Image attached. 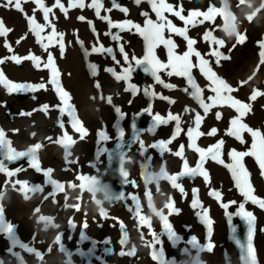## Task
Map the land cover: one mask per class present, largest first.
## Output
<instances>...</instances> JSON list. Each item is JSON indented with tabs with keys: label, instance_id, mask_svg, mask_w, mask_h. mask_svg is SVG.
Segmentation results:
<instances>
[{
	"label": "rangeland",
	"instance_id": "1",
	"mask_svg": "<svg viewBox=\"0 0 264 264\" xmlns=\"http://www.w3.org/2000/svg\"><path fill=\"white\" fill-rule=\"evenodd\" d=\"M45 1H46V5H48L49 7L53 6L55 3V0H52L54 2H52L51 0H45ZM218 1L220 2L218 3ZM218 1L211 0V3H214L215 6L222 7L221 4L222 0H218ZM259 1L262 2V0ZM3 2L4 0H0V3ZM61 2L65 5L66 8L68 7L69 0H61ZM90 2L91 0H85L86 5ZM118 2L123 7H127V8L129 7L127 16H125V14L119 11L118 9H113L109 13H106L105 11L102 10L101 16L107 15L111 18L113 22H121L126 19L132 20L134 23L139 22V24L142 27L144 25L143 20H145V17L139 15V13L141 14L142 11L148 12L149 16L153 21L157 19L155 13L152 12L151 7L146 2V0H144V2H142L138 7L133 0H118ZM166 2L167 3L171 2L169 4H172L173 6L184 5L183 10H186V12L185 11L183 12L184 15L186 14L185 17H187L189 14V10H198V9L201 11L206 10L209 6L210 0H206L205 2H192L191 0L188 1L166 0ZM251 2H252L251 5L252 4L254 5L255 1L253 2V0H251ZM260 2L254 9H252V7H247L248 9L250 8L251 10H248L245 14L241 13L242 18L244 15H247L251 13L252 10L254 11L256 8H258V6L261 5ZM102 3L104 5V8H112L111 0H102ZM228 4L234 6L233 8L231 5L229 6L230 12L234 13L235 11L236 15L238 14L240 15L241 7H237V0H228ZM247 4H249V0L247 1ZM198 5L200 6V8L198 7ZM22 6L25 9L24 11L29 16L33 14V9L36 8V5L32 3V0H28V2L23 3ZM0 10L2 16V17L0 16L1 17L0 19L3 18L2 20L6 22V23L3 22L4 26L10 30L6 36H0V41L2 39L1 41L2 46L0 47V53H1L0 60H4L3 63H0V70L3 71L4 75L9 80L15 83L39 84L41 82H44L45 84H47V81L50 76L49 69H45L43 67L38 69L34 66L31 60H23L20 64H17L13 60L7 59L12 55H18L20 57H24L29 55V53H32L37 56L42 55L40 57L46 60L47 53L46 52H42L40 54L37 53L41 49V47L36 42V37L29 30L30 26L28 20L25 18L23 13H21L20 11L14 8L0 7ZM57 11L61 14V17L64 20L73 18V20H75V22L83 30V33H78L73 26L71 32L72 35L70 37L72 39V43L69 45L68 49L74 48L76 50L77 55L82 60L81 61L82 70L86 78L91 80L90 85L94 92L92 93L93 95L90 94L88 98L91 99L92 101H97L98 105L95 106L94 102L89 101L85 97L86 96L85 93L82 92L83 86L81 85V83L75 80L74 85L76 87L75 88L76 92L79 94V100L80 98H83L80 101L85 100L86 102H88L87 104L93 110L96 107L99 108V112L97 115H99V113H101L103 110L107 113H110V117H111L110 121L107 122V124L105 123V126L102 127L100 125L95 126L97 128L94 127L95 132L94 131L92 132V137L95 138L96 136H98V132L100 130H104L106 131V133L109 135L110 138L115 137L118 138V140L116 141H122L119 136V130L116 126L119 117L115 112L114 107L112 105H109L105 99L100 98L101 95L104 97L112 96L113 105L119 106L121 108L122 113L125 114L124 119L120 121V128L124 130L125 134L123 140L125 141L126 139L128 144V145L126 144L125 147V151H126L125 155L128 154L129 151L132 153V155H128L129 160L127 159L124 162L125 164L124 166L126 165L128 166L124 168L125 170L127 169V171L128 170L132 171V172H128L129 173L128 180L135 181V185H133L132 183L126 184L125 190L127 191V194H129V196H127L126 194V198L124 200L106 199L103 196V194L100 193L99 191L92 193L86 187L85 188L79 187V185L82 183L80 180L77 179L79 175L67 179L66 177H61L58 174H56L55 171L56 172L59 171L62 174H67L71 168L68 167L71 161V156L68 157V159L66 160L64 147L61 144L57 143L56 141L60 137H62L66 129L72 131L71 133H68V135L71 136L72 134H74L75 136H80L79 135L80 133L75 132V130L71 127V124L69 123V117L67 115H64V117L66 118L65 120H67V126H64L63 129L60 126H58L59 127L58 132L53 131L49 126L48 134L46 133L43 136H40L41 140H45L50 137L51 140H53L54 146L56 147V152L51 156L50 167L43 169V160H42L43 149L42 150L40 149L41 151L40 150L38 151V160L42 169V171L40 172H37L34 168L29 166V162L27 158H22L12 162L5 161L9 170H15L16 168H22L23 170L17 173L16 176L11 178L7 177L6 174L4 173H0V178L2 179V182L4 181L3 187L5 189L4 192L0 191V205H2L4 208L5 221L15 226L16 224L13 222L12 218L8 215L7 212V208L11 200L10 196L14 194L18 196L24 203H33L31 212L28 213V216L25 219L26 221H24V223L25 225H27V227H29V223L30 221H32V227L37 228L42 232L44 231L47 232L48 228L54 226V222L51 223V225L46 226L44 222L40 221L38 215L42 211V206H43L42 202H46V203L49 202L53 207L57 206L55 205V202L59 203L65 201L68 204V201L71 198L70 192L73 191V189H77V192L82 195V203H81L82 207L80 209L81 212L79 210V207L78 208L76 207L77 204L75 205L74 203L71 206L68 204V209L77 210L79 211V214L77 217H68L67 222L69 225L75 224V226L76 225L80 226L78 232V240H77L79 244L77 242L75 245L73 243H68V241H66L65 239L64 232L67 231L68 234L70 235L71 231L73 230V227L71 230L69 229V227H67L64 230L63 235H59L61 237L59 243H57L55 237L48 247L43 248V246L40 243L38 242L36 243V241H33L32 238L29 237H28L29 239L27 238V235H29L28 232L30 231L29 229H26L27 231H25L24 230L25 228H23V235H21L19 232L17 233L18 229L15 226L14 229L17 238L22 243L24 242V244H27L29 245V247H33L38 252H40L43 259L37 257L35 253H30L26 251L24 248H21L19 246L18 247L13 246L14 248H11L12 244H10L11 243L10 239L7 237L6 234L0 233V240L3 241L5 240L3 243V245L4 244L5 245L3 246L2 252L0 253V261H3V264H53L54 261L56 262V264H159V261L154 260L152 257L153 249L149 244V242L152 240L151 233L154 231L161 237V243L156 245V249L157 250L161 248L163 249L164 258L166 261H168V264H184V263L197 264V257H200L201 255L203 260L206 261L207 264H244V259H243L244 251L241 249L240 245L237 244L236 240H240L241 243H246L247 225L245 221L242 220L239 216L233 215L232 221L230 223L228 216L226 214V210L221 207L220 202H218L215 198L209 195L210 190L216 189L222 193L223 202L227 203L229 201H236L237 203L232 204L229 207V209H227V212L235 213L238 210V204L243 203L244 198L235 188L234 181L232 179L231 173L228 168H226L222 164L217 163L216 161L208 159L204 164V168L209 173L210 184L206 185L203 177L201 176H197L195 178H189L186 176L182 178L178 182L182 184V186L185 189V192L187 193V196L185 197L179 192L178 189L172 188L170 181L166 179H161L158 184L153 183L151 185H146L144 183V170L142 167V165H145L150 161V168L148 170L152 173L159 174L161 168H164L169 175L178 174L183 170V159L173 155L172 153L178 151L180 145L184 146V158L187 159L189 167L196 166L197 162L199 161V153H197L195 150H193L190 147V139L186 135L188 128L192 126V117L194 116V113L184 114L185 106L196 109V111L200 112L201 116L204 117L199 131L205 133V135L200 136L197 139L196 141L197 145L201 148L207 149L208 147L216 144L219 140L223 139L224 144L222 146L221 158L225 161V164L230 163L231 161L228 153L232 149H235L237 151L249 150L253 140L252 136L248 132L242 133L243 138L245 140L244 144H241L240 141L237 140L235 137L225 135L226 130L229 128L230 120L238 115L235 109L227 105L217 106L212 108L210 112L205 116L203 110L199 107L196 101L192 99L186 92L182 91L183 88L187 87L186 79L184 77H179L176 75L168 76L166 75L167 73L165 71H161L160 73L161 78L166 83L176 85V88L166 89L160 84H155L153 78L150 75L144 73L141 69H137V71L132 74L131 83L137 85L140 88H143L144 86L147 85H154V91L156 93L162 94L163 96L176 100L174 104H168L166 100H162L159 98L150 101V98L145 96L143 94V91H141L133 98L131 92L124 91V88L126 86L124 81H117L110 73L105 71L106 67H115L116 72L118 74L121 72L120 65H116L110 56H108L107 54H99V53H92L88 56H85L84 54V48H87L90 52L91 46L97 42V35L91 30V26L88 23L89 20L93 22L96 29V33L99 34V42L102 43L105 47H113L114 50L117 48L116 42L112 41L109 36L105 35V33L109 31L108 23L104 20L97 18L94 9L88 8L87 6L83 9L70 8L67 13V17H65V14L61 12L59 8H54L55 14L57 13ZM260 13L261 11L257 14L258 17L256 16L254 18V20L256 19L255 21L254 20H252L251 22L248 21L247 19H245L246 16H244L243 18V20L246 22V23L244 22V24H249V25L252 24L255 27V31H254L255 33L257 32V29L260 24L258 23L261 20V19L259 20ZM81 15H83L86 18L84 21H80L77 19ZM165 15L177 27H179V25L181 28L185 27L184 22L179 20L178 17H175L171 13H166ZM239 15L236 16L237 19L239 18ZM35 16L38 23L41 24L45 23L43 19L42 11H36ZM49 18L52 19V16ZM219 18L221 17L216 18L217 21L215 20L214 24L205 22V24H200V25L198 24L196 27L194 28L192 27L193 29H191V26H189L191 32L190 30H188L187 35L190 36V38L196 40V44L194 48L196 49V51H199L201 55L205 57V59L209 60L210 66L212 67L213 71H215L219 77L223 78L230 86L236 89V91L232 92L231 95L235 99H239L241 102L249 103L251 105L250 111L247 112V114L242 118V122L247 124L248 127L252 128L253 130H260L262 133H264V95L258 96L255 101L249 100V97L254 91L264 92V61H262V58L260 56V52L262 51V49L259 45L260 42L264 41V28L263 31L261 32V36L259 37L260 40L257 39L254 41L253 39L249 40L248 45L244 46L241 52L237 51V54H241L240 56H232L230 57V59L221 60L220 63L222 64L217 65L216 63H213V60L215 62L214 59L215 57L213 56L210 57L209 55H206L207 52L210 51V46L209 43L204 41L202 37L205 31L215 29L213 31L214 33L213 35L217 39H223L225 42V46L228 44L230 38L228 37L226 32L220 30L222 29L221 26L223 22L222 19ZM8 19L10 20L8 21ZM257 19L258 22L256 23ZM238 27L239 25L237 23V30ZM49 31L50 29H46L44 35H47ZM116 31L117 29H112V32H116ZM165 31H166L164 33L165 37L167 38L170 35H172L171 38L173 37V40L176 43V45L178 44L175 50L177 54H183L185 51H187L186 49L187 42L184 40L183 37H180L176 34H169L167 33L168 32L167 30ZM15 34H18L20 40L21 39L23 41L28 40V44L33 48V50H31L29 47L25 49H20L19 43H17L18 38L16 40L13 39ZM168 34L169 36H167ZM120 35L123 37L122 42H126L125 51L128 52L130 58L133 53L137 58H141L144 55V51H145L144 41L142 37L140 39V35L138 33L125 31L120 33ZM135 35L137 36L135 37ZM191 35L194 36L192 37ZM221 35L222 37H220ZM232 38L234 39V41H237L235 36ZM78 40L83 41L84 48H81ZM5 42L6 43L9 42L7 44L11 46L13 50L12 52H9L8 48L4 46L6 44ZM67 47L68 44L65 42V52L63 57H61L59 49L56 51L55 54L53 52L52 54L53 56H55L54 58L57 69L60 66L59 67L60 70L58 69V71L60 72V77H59L60 83L64 88V90L67 91L71 97L72 96L71 90L69 86L65 84L66 83V79L64 77L65 69L62 67V64H64L66 61L64 60V56H66V51L68 50L66 49ZM212 47H216V46L213 45ZM163 48L164 47L161 45L155 50V52L157 58L160 59L162 62L166 63L168 58L166 57L167 55H164V53L166 51L165 54H167V50ZM219 50L222 52L223 47ZM223 53H225L224 50ZM116 57L118 60H120L121 65H123L124 61L118 50L116 51ZM165 57L166 59H164ZM191 60L194 65L198 62L197 58L194 55L191 57ZM89 63H95L97 65L98 74L96 76L91 75V71L88 67ZM224 69L226 73L224 72ZM192 75L195 78L197 84L204 89L203 95L204 98L207 100L208 96L213 95L207 88L209 81L203 76V74L200 72L198 67H194L192 69ZM245 81L246 83H243ZM97 82H99V84L101 85L100 89H97L95 86ZM1 89L4 95L3 100L5 101L6 104L5 109L7 111V116L4 115L5 117L4 121L5 120L6 122L8 121L10 126L6 133V138L11 142L12 140H18V138L21 136V134L19 133L21 129L27 130V134L31 132L32 127H35L37 125L36 124L37 122L33 120V118L36 117L37 115L47 117V113L49 109H51L55 114L54 116H52L53 118H55L53 119V121L59 119L55 116H61L59 109L55 107L56 105L61 104V101L59 100V97L55 92L54 88L50 84L47 85V90L40 89L35 92L9 93L4 86ZM71 100H70L71 105L76 109L75 110L76 116L79 117L80 115L78 112L79 108ZM129 101H131V103H129ZM89 103H91L92 105H90ZM149 103H151L152 105L153 114L159 113L161 116L166 117L169 110L172 109L171 112L173 114H180L182 116V121H181L182 131L180 135L176 137V139L172 140V143L168 145L169 151H166L163 154H161L158 149L149 147V145L159 140H165V141L169 140L173 136L175 130V122L172 121L168 123L167 126L160 125L156 129L154 134L148 132L147 129L151 125V117L148 116L147 113H145L143 115H140L142 116V118H139L140 116H138L134 119V115L140 113L141 110L147 108L149 106ZM44 105L49 106L47 112L42 110ZM131 105H133V109L131 111L127 110ZM56 112L59 114H57ZM217 112H220L222 116V118L219 120L216 119ZM21 113L24 114L21 115ZM28 113H31V115H28ZM79 120L84 121L83 118L82 119L80 118ZM96 121H98V118L97 119L95 118L94 125L97 123ZM134 123H137V125L135 124V127H133ZM213 127L217 129L216 135L214 136L207 135V133ZM89 133H91V129L87 131L86 136L89 137L87 140L92 142ZM137 136L141 137L139 139L145 142L144 146L147 149L146 152L141 150L140 144L137 140ZM126 137H128V139ZM142 137H144L145 139ZM78 140L80 142L83 141V139H80V137L78 138ZM106 142L107 141H100L98 136V138L95 141V145H93L92 142L93 148L91 145L90 149H88V152L85 157V165H87L88 167H92L94 172L96 171L95 164H99L102 166L103 161L105 162V155H106L105 151L107 150V146L105 145ZM38 143H40L43 147V141H40ZM28 145L29 146L21 147L16 150L24 151L27 150L29 147L34 146L32 144L31 145L28 144ZM75 145L76 144L74 143L71 146L70 149L71 153ZM146 157L148 159H146ZM130 160H131V164L128 163V161ZM244 163L248 171L251 173V181L253 187L256 190L255 194L261 198H264V177L260 176V170L256 161L254 160L253 157L248 156L244 158ZM49 168L52 169V173H51L52 179L59 183L64 184L65 186L64 191L56 192L55 196L48 195V193L54 191L53 186L47 183L46 177L44 175V171H46ZM29 173L37 176V180H35L32 183H29V185L42 186L43 192H30L27 194L26 197L25 193L20 190L21 186L16 185L14 188L12 186V183L17 179L22 182L27 181L26 174ZM80 173L83 174V172ZM84 176H96V175L94 173L91 174L90 172H84ZM72 184H76L77 187L75 188L71 187ZM157 188L159 189V191H157ZM193 188L198 189V198L203 204L204 208L208 209L209 216L213 221L212 232L210 235L207 231V226L204 225L200 221L199 217L196 215V211L198 210L193 209L191 207V201L194 198L192 192ZM147 191H150L152 193L151 205H149L147 202V196H146ZM161 191L166 194V196L163 199L168 200V198L171 197L172 201H174L175 207L179 209V214L174 213L168 216L169 222L172 224L173 230L177 233V235L180 236V240L177 241L175 244L164 233L162 221L155 214V212L152 211L153 208H155L157 211H159L162 208L165 215H167L168 213V209L163 208L164 204L160 200ZM132 195H136L139 197L141 201V209H142L141 214L149 217L150 225H151L150 228L147 225H140L138 218L134 216V212L129 210L130 208L134 209V202L130 198ZM7 197L9 198V200ZM37 198H39V201L37 200ZM154 198H155V203H153ZM48 199H52V200L48 201ZM96 200H100L101 204L97 205ZM38 204H41L42 206H38ZM115 204L118 205L117 210L119 209L123 210L124 214L132 217L129 220L130 222L128 221L126 228H128L129 225L131 224L130 229L134 230L135 239L130 243L129 240H127L126 244L124 245L120 243V240L123 238L124 235L123 231L120 228V223L115 219L114 215H111V210L114 208ZM101 207H103V209L107 212V218L103 217L100 214V211L95 210ZM245 208L246 210L253 212V214L256 217V222H255L256 232L254 235L253 243L256 252L257 264H264V256L260 252L261 251L260 246L264 249V209H260L258 206L251 204L250 202L245 205ZM32 212H35L36 214ZM109 218H111L113 222H111ZM85 222L87 223V228H83V224ZM233 226L236 227L235 239H233V232H232ZM82 234L86 236L87 239L82 240L81 239ZM192 236L196 237L197 241L200 243L201 246L205 245L210 240L211 243L213 244L212 250L211 251L205 250L203 252H200L197 249L192 248L191 245L188 243V241L192 238ZM29 240L31 241L29 242ZM34 244L37 246H35ZM60 244H63L64 251H61ZM132 248H135L134 255L120 254L122 251L129 252L131 251ZM50 254H53L55 258H53L54 256L50 257ZM5 257L7 258L4 259Z\"/></svg>",
	"mask_w": 264,
	"mask_h": 264
},
{
	"label": "snow or ice",
	"instance_id": "2",
	"mask_svg": "<svg viewBox=\"0 0 264 264\" xmlns=\"http://www.w3.org/2000/svg\"><path fill=\"white\" fill-rule=\"evenodd\" d=\"M28 0H4L3 3H0V7L4 8H14L21 13L24 14L25 18L29 23V30L36 37V42L40 45L42 50L47 53V59L44 60L42 57L37 56L35 54L29 53V55L20 57L18 55H12L7 59L13 60L15 63L20 64L23 60H31L36 68H45L50 70V76L47 81V84L41 82L39 84L32 83H15L9 80L0 70V85H3L9 93L13 92H35L40 89L47 90V85L50 84L54 88L57 93L61 104L56 105L60 111L61 117L67 115L69 117V123L71 127L75 130V132L80 133V139H84L87 135V130L83 127V124L76 116L75 108L70 104L71 97L67 91L64 90L60 83V72L58 71L55 58L51 51H49L50 47H59L60 55L63 57L65 52V43H64V33L58 32L55 26L54 18L55 12L54 8H59L61 12L65 14L67 17V13L70 8H80L83 9L86 6L88 8L94 9L95 15L97 18L104 20L108 23L109 31L105 33V35L109 36L112 41L116 42L117 48L114 50L113 47H105L102 43L99 42V34L96 33L95 26L91 20L88 21L91 26V30L97 35V42L91 46V51L87 48H84L83 41H79L81 48H84L85 56H88L92 53L99 54H107L111 57V59L115 62L116 65H120L121 72L118 74L116 72L115 67H106L105 71L110 73L117 81H124L126 86L124 88L125 92H131L133 98L143 91V94L150 98V101L156 98L166 100L169 104H174L175 100L163 96L162 94H158L154 91V85H147L143 88L138 87L137 85L131 83L132 74L137 71V69H141L144 73L150 75L155 84H160L166 89H174L176 85L166 83L161 78V71H165L168 76H179L184 77L186 79L187 87L183 88L182 91L186 92L192 99L196 101L199 107L203 110L205 116L210 112V110L217 106L227 105L233 109H235L237 116L233 117L229 122V128L226 130L225 135L235 137L240 141L241 144L245 143L242 133L248 132L253 140L249 150L247 151H237L232 149L228 155L230 158V163L225 164V161L221 158L222 154V146L224 144V140H219L216 144L208 147L207 149L201 148L197 145L196 141L200 136L205 135V133L199 131L202 120L204 117L201 116L200 112H197L196 109L189 108L185 106L184 114L194 113L192 117V126L188 128L186 135L190 139V147L199 153V161L197 162L195 167H189L187 159L184 158V146L180 145L178 151L172 153L173 155L180 157L183 159V170L176 175H169L164 168H161L159 174H155L150 172L148 169L150 168L149 163L142 165L144 170V183L146 185H151L153 183L158 184L161 179H166L170 181L172 188L178 189L179 192L183 196H187L184 187L178 181H180L184 177L195 178L197 176L203 177L206 185L210 184V176L208 171L204 168V164L208 159L216 161L219 164L224 165L229 169L232 179L234 181L235 188L239 191L240 195L244 198L243 203L238 204V210L235 213L227 212V209L232 204H236V201H229L227 203L223 202L222 193L216 189H212L209 191V195L215 198L222 208L226 210V214L228 216L229 222L231 223L233 215L239 216L242 220L245 221L247 225V240L246 243H241L240 240H236L237 244L240 245L241 249L244 251V264H257L256 252L254 248V235L256 232V217L253 212L246 210L245 205L249 202L258 206L260 209H264V198L259 197L255 194V188L253 187L251 181V173L248 171L247 167L244 163V158L251 156L256 161L259 170L260 176L264 177V133L260 130H253L248 127L247 124L242 122V118L250 111L251 105L249 103H243L239 99H235L231 93L236 91L232 86H230L223 78L219 77L215 71H213L210 66L209 60L205 59L204 56L201 55L199 51L194 49V45L196 44V40L190 38L187 33L189 30V26L196 27L198 24H204L205 22H209L214 24L216 17L219 16L222 18V30L228 34H231L233 30H235V37L238 44H242L246 40L245 34L240 33L237 30V17L233 15L229 11L228 0H222V7H217L214 4L209 3V6L206 10H190L187 17L183 15V7L173 6L166 2V0H146V2L150 5L152 12L155 13L157 19L153 21L149 16L148 12H141V15L145 17L143 27L139 23H134L132 20H124L121 22H113L111 18L107 15L101 16V11H105L106 13L111 12L113 9H118L123 12L125 16L128 14V8L123 7L119 4L118 0H111L112 8H104L102 0H91L87 5L85 4V0H69L68 7L61 2V0H55L53 6H46L45 0H32V3L36 5V8L33 9V14L29 16L22 6L23 3H27ZM144 0H134V3L139 6ZM247 0H237V7H241L246 5ZM248 7H252L251 4H247ZM264 8V2L261 3L260 7L256 8L254 11L246 15V19L248 21H252L253 18L257 15V13ZM36 11H42L43 19L45 21L44 24L38 23L36 20L35 13ZM165 13H171L172 15L179 18V20L183 21L185 27H177L175 24L168 19ZM50 14L53 19H50ZM80 21H84L86 18L81 15L77 18ZM46 29H50L47 35H44ZM112 29H117L116 32H112ZM167 30L170 34H176L180 37H183L187 42V51L183 54L176 53V47L174 40L171 38V35L166 38L164 33ZM213 30L206 31L203 35V40L209 43L210 51L206 54L209 56L215 57V63L217 65L220 64L221 60L230 59V55H225L219 49L224 47L225 42L223 39H217L213 35ZM10 30L4 26L3 20L0 19V36H6ZM135 32L138 33L144 41V55L141 58H137L133 53L131 58L129 57L128 52L125 51L126 42L123 41V37L120 35L122 32ZM19 43V40L17 41ZM163 46L167 50V62H162L157 58L155 50L159 46ZM215 45L216 47H212ZM5 47L8 48L9 52H12V48L7 43ZM235 47V46H233ZM260 47L262 51L260 52V56L262 61H264V41L260 42ZM119 51L124 64L121 65L120 60L116 57V51ZM195 56L197 58V63L194 65L191 57ZM4 60H0V63H3ZM91 75L96 76L98 74V68L95 63H89L88 65ZM194 67H198L203 76L209 81L207 85L208 90L213 94L207 97V100L204 98V89L201 88L195 78L192 75V69ZM243 83H246L243 82ZM96 88L100 89L101 85L99 82L96 83ZM264 95V92L254 91L249 97L250 101H255L258 96ZM101 99H105L109 105L114 107L115 112L117 113L119 119L117 121V128L119 130V136L121 140L124 137V130L120 128V121L124 119L125 114L122 113L121 108L119 106L113 105L112 96L104 97L101 95ZM131 103V101H129ZM49 106L44 105L42 110L45 112L48 111ZM147 113L148 116L151 117V125L147 129L150 133H155L156 129L160 125H167L168 123L174 121L175 122V130L173 136L165 141L159 140L149 147L158 149L161 154L166 151H169L168 145L172 143V140L176 139L182 131L181 121L182 116L180 114H173L171 110H169L166 117L161 116L159 113L153 114L152 105L149 103V106L140 113L134 115V119L140 115ZM24 113H21L23 115ZM31 115V113H28ZM221 113H216V119H221ZM59 126L63 129L64 122L61 119L59 122ZM135 127V123L133 124ZM217 133L216 128H212L207 135L214 136ZM33 135H35L33 133ZM98 136L100 141H108L110 139L109 135L104 130H100L98 132ZM51 140V138H48ZM137 140L140 144L141 150L144 152L147 149L144 146V142L139 139L137 136ZM57 143L61 144L65 149V159L72 155L70 149L71 146L76 142L73 138L68 135L65 131L57 141ZM42 145L40 143L35 144L34 146L29 147L24 151H17L12 147L11 141L6 138V133L3 129H0V173L6 174L7 177L11 178L16 176L17 173L22 171V168H16L15 170H9L5 161H16L22 158H27L29 162V166L34 168L37 172L42 171L39 160H38V151L41 149ZM146 159H148L146 157ZM120 175L124 179V183H132L135 185V181H129L128 176L129 173L123 167V158L121 162V167L119 169ZM52 169H47L44 171V175L46 177L47 183L51 184L54 188L53 192L48 193L49 196H55L56 192L64 191V184L59 183L52 179L51 177ZM82 183L79 185L81 188H87L90 192L95 193L100 190L99 185L100 181L95 176H84L79 175L77 177ZM16 185H20V190L23 191L27 197V194L30 192H43V187L39 185H29L27 181L15 180L12 183V186L15 188ZM71 187H77L76 184H72ZM157 191L159 189L157 188ZM193 200L191 201V207L193 209H197L196 215L199 217L200 221L207 226V231L209 235L212 232V224L213 221L209 216L208 209L204 208L203 204L198 198V189L193 188ZM147 202L149 205L152 203V193L150 191L146 192ZM47 198V197H46ZM107 199H116V200H124L125 194L121 193L119 196L112 197L107 194ZM131 200L134 202V209H129L134 212V216L138 218L140 225H147L149 228L150 220L146 215L141 214V201L138 196L132 195ZM97 205L101 204L100 200H96ZM79 207L78 205L76 206ZM163 208L168 209L167 215H165L163 209L161 211H156L155 208L152 209L153 212L160 218L163 224L164 233L167 237L175 244L180 240V236L173 230L172 224L169 222L168 216L172 214H179V209L175 207L174 201H172L171 197L168 198L167 203L164 204ZM38 211V209H37ZM100 214L107 218V212L100 208ZM40 221L44 222L46 226L51 225V218L40 216ZM71 223V221H70ZM58 227V225H56ZM75 227V224L72 225ZM83 228H87V223L83 224ZM120 228L123 231V238L120 240L122 245L126 244L128 240L127 231L124 228L123 223L120 224ZM233 239H235L236 227H232ZM0 233H4L10 239L12 246H19L24 248L26 251L30 253H35L37 257L43 259L40 252H38L35 248L29 247L27 244L22 243L16 236L14 226L11 223H8L4 219V208L0 205ZM152 240L149 242L152 247V257L154 260L159 261V264H168V261L164 258L163 249H156V245L161 243V237L156 232H152ZM81 239H87L86 236L82 234ZM61 237L58 235L56 237L57 243H59ZM192 248L197 249L200 252L205 250L211 251L213 248V244L209 240L208 243L201 246L197 241L195 236L188 241ZM61 251H64L63 244H60ZM187 250V249H186ZM121 255H134L135 248H132L129 252L122 251ZM0 264H3V261H0ZM197 264H199V258L197 257Z\"/></svg>",
	"mask_w": 264,
	"mask_h": 264
},
{
	"label": "bare ground",
	"instance_id": "3",
	"mask_svg": "<svg viewBox=\"0 0 264 264\" xmlns=\"http://www.w3.org/2000/svg\"><path fill=\"white\" fill-rule=\"evenodd\" d=\"M52 1V0H51ZM134 1V0H133ZM188 1V0H187ZM192 2H205L206 0H191ZM216 1V0H215ZM218 1V0H217ZM248 1V0H247ZM255 1V2H254ZM54 2V1H52ZM121 2V1H120ZM174 2V1H173ZM172 2V3H173ZM186 2V1H185ZM208 2V1H207ZM220 1H218L219 3ZM235 2V1H234ZM254 2V5L252 4V9H254L258 4H259V0H253ZM262 2H264V0H262ZM260 2V3H262ZM171 3V2H169ZM179 3V1H178ZM210 3V2H209ZM231 3V2H230ZM236 3V2H235ZM252 3V2H251ZM45 4H46V1H45ZM48 4V3H47ZM214 4V3H212ZM222 4V3H221ZM233 4V3H232ZM50 5V3H49ZM53 5V4H52ZM183 5V4H182ZM188 5V4H187ZM231 4H229L230 6ZM48 6V5H46ZM128 6V5H127ZM184 6V5H183ZM182 6V7H183ZM195 6V5H194ZM232 6V5H231ZM260 6V5H259ZM258 6V7H259ZM138 7V6H137ZM198 7L200 8V6L198 5ZM218 7V6H217ZM234 6H232L233 8ZM247 2H246V5L244 6H241V11H240V15H239V18L237 19V23L239 25L238 27V31L242 34H245L246 36V40L244 43L242 44H238L237 41H234V39L231 37L230 40L228 41V44L223 47V50H224V54L225 55H230V57L232 56H240L241 54H237V51H242L243 47L244 46H247L248 43H249V40H260L259 37L261 36V32L263 31V28H264V8H261V13H260V16H259V22H258V19L256 21V23H260L259 24V27L257 29V32L255 33V27L252 25V24H244V15L243 18H242V14H245L248 10H251L250 8L248 9L247 8ZM129 8V7H128ZM196 8V7H195ZM237 8V7H236ZM25 10V9H24ZM199 10V9H198ZM235 10V9H234ZM142 11V10H141ZM140 11V12H141ZM186 12V10H184ZM190 11V10H189ZM230 11V10H229ZM233 11V10H232ZM253 11V10H252ZM259 11V12H260ZM188 12V10H187ZM258 12V13H259ZM232 13V12H231ZM237 13H238V10H237ZM242 13V14H241ZM257 13V14H258ZM149 14V13H148ZM166 14V13H165ZM188 14V13H187ZM232 14H235V11L234 13ZM139 15H141L139 13ZM169 15V14H168ZM183 15H184V12H183ZM186 15V14H185ZM236 15V16H238ZM0 16H1V10H0ZM124 16V14H123ZM135 16V15H134ZM257 16V15H256ZM255 16V17H256ZM2 17V16H1ZM0 17V18H1ZM51 17V16H50ZM174 17V16H173ZM176 17V16H175ZM219 17V16H217ZM216 17V18H217ZM254 17V18H255ZM258 17V16H257ZM8 18V17H7ZM140 18V17H139ZM253 18V20H254ZM3 19V18H2ZM53 19V17H52ZM177 19V18H176ZM219 19H222V18H219ZM246 19V18H245ZM10 19H8L9 21ZM256 20V19H255ZM254 20V21H255ZM144 21V20H143ZM217 21V20H216ZM4 22V21H3ZM55 23V26L57 28V31L58 32H63L64 33V43L66 42L68 44V47L66 49L69 48V45L72 43V39L70 38L71 37V32H72V29H73V26L74 28L76 29V31L78 33H83V30L82 28L75 22V20H73V18H70L68 20H64L62 17H61V14L57 11V13L55 14V18H54V21ZM243 22V23H242ZM6 23V22H4ZM139 23V22H138ZM177 23V22H176ZM182 23V22H181ZM209 23V22H208ZM206 23V24H208ZM246 23V22H245ZM180 24V23H178ZM205 24V23H204ZM218 24V23H217ZM200 25V24H199ZM212 25V24H211ZM206 26V25H205ZM210 26V25H209ZM218 26V25H217ZM216 26V27H217ZM180 27V25H179ZM208 27V26H207ZM214 27V26H213ZM222 27V26H221ZM194 28V27H193ZM191 27V29H193ZM215 28V27H214ZM209 29V28H207ZM217 29V28H216ZM190 30V29H189ZM222 30V29H220ZM219 30V31H220ZM166 32V31H165ZM191 32V30H190ZM206 32V31H205ZM134 33V32H133ZM169 33V32H167ZM197 33V32H196ZM222 33V32H220ZM170 34V33H169ZM169 34L167 36H169ZM191 34V33H190ZM200 34V33H199ZM214 34V33H213ZM217 34V33H216ZM215 34V35H216ZM195 35V34H194ZM193 35V36H194ZM219 35V34H218ZM131 36V35H130ZM137 35H135L136 37ZM172 36V35H171ZM174 36V35H173ZM192 36V35H191ZM192 36V37H193ZM202 36V35H200ZM217 36V35H216ZM133 37V36H132ZM190 37V36H189ZM218 37V36H217ZM222 37V35L220 36ZM229 37V36H228ZM234 37V36H233ZM2 38V37H1ZM18 38L19 40V46H20V49H25V48H30L31 50H33V48L28 44V40H20L19 39V36L18 34H15L14 35V40H16ZM168 38V37H167ZM180 38V37H179ZM219 38V37H218ZM140 39H141V36H140ZM173 39V37H172ZM197 39V38H196ZM226 39V38H225ZM13 40V41H14ZM183 40V39H182ZM201 40V39H200ZM263 40V39H262ZM2 41V39H1ZM1 41H0V47L2 46L1 45ZM184 41V40H183ZM203 41V40H202ZM142 42V40H141ZM6 43V42H5ZM9 43V42H7ZM202 43V42H201ZM176 44V43H175ZM185 44V43H184ZM178 45V44H177ZM260 45V43H259ZM5 46V45H4ZM72 46V45H71ZM195 46V45H194ZM235 46V47H233ZM18 47V46H17ZM186 47V46H185ZM73 48V47H72ZM158 48V47H157ZM182 48V47H181ZM59 49L58 46L56 47H50L49 51L53 52L54 54L56 53V51ZM164 49V48H163ZM187 49V47H186ZM195 49V48H194ZM221 49V48H220ZM17 50V49H16ZM29 50V49H28ZM30 50V52H31ZM54 50V51H53ZM166 50V49H165ZM196 50V49H195ZM222 50V52H223ZM259 50V49H258ZM18 51V50H17ZM20 51V50H19ZM164 51V50H163ZM209 51V50H208ZM255 51V50H253ZM16 52V51H15ZM21 52V51H20ZM44 52L42 50V48L37 52V53H42ZM166 53V51H165ZM164 55H167L165 54ZM203 53V52H202ZM208 53V52H207ZM1 54V53H0ZM237 54V55H236ZM3 55V54H2ZM22 55V54H21ZM1 56V55H0ZM42 56V55H40ZM55 57V56H54ZM167 57V56H166ZM166 57L164 59H166ZM211 57V56H210ZM209 57V58H210ZM168 58V57H167ZM44 59V58H43ZM163 59V58H162ZM215 59V58H214ZM45 60V59H44ZM64 60L65 63L62 64V67L65 69L64 71V77L66 79V83L70 90H71V101H73V103L79 108V117L82 119H84V121L81 120V122L83 123V127L89 131L91 129V133H89L90 135V138L93 142V145H95V141L96 139L98 138V136H96L95 138L92 137V132L94 131L95 132V126L97 125H100L101 127L102 126H105V123L107 124V122L110 121L111 117H110V113H107L105 112L104 110L98 114L99 112V108H94V110L87 104L88 102H86L85 100H82L80 101L81 99L83 98H80L79 100V94L76 92L75 90V85H74V81L77 80L79 83H81V85L83 86L82 87V92L85 93V97L91 101V102H94L95 106L98 105V102L97 101H92L91 99L88 98V96L93 92L92 88H91V80L86 78L83 70H82V60L79 58V56L77 55L76 53V50L73 48V49H68L66 51V56H64ZM212 62V61H211ZM213 63L214 60H213ZM222 63H220L221 65ZM23 66V65H21ZM60 67V66H59ZM58 67V69L60 70V68ZM233 68V67H232ZM63 69V70H64ZM224 72L226 73L225 69H224ZM164 73V72H163ZM167 75V74H166ZM164 77V76H163ZM95 81V80H94ZM64 84V85H65ZM3 86H0V129H3L5 131V133H7L8 129H9V123L8 121L6 122V120L4 121V115L7 116V111H6V104H5V101L3 100L4 98V95H3V92H2V89ZM93 95V94H92ZM84 97V99H85ZM93 97V96H92ZM174 100V99H173ZM176 101V100H175ZM179 101V100H178ZM71 104V103H70ZM90 105H92L91 103H89ZM169 104V103H168ZM94 106V107H95ZM93 107V106H92ZM55 109V108H54ZM133 109V105H131L127 110H132ZM168 109V108H166ZM170 109V108H169ZM228 109V108H227ZM226 109V110H227ZM56 110V109H55ZM76 110V109H75ZM172 110V109H171ZM230 110V109H229ZM228 110V111H229ZM227 111V112H228ZM234 111V110H233ZM59 112V111H58ZM77 112V113H78ZM57 113V112H56ZM59 114V113H57ZM96 114V115H95ZM54 112L49 109L48 113H47V117L45 116H40V115H37L36 117L33 118L34 121H36L37 125L35 127H32V130L29 134H27V130L25 129H21V131L19 132L21 134V136L18 138V140H12L11 142V145L13 148L15 149H18V148H21V147H25V146H29L28 144H32V145H35L37 144L38 142L40 141H43V147L41 148V150L43 149V157H42V160H43V169L47 168V167H50V160H51V156L56 152V147L54 146V143H53V140H49V139H45V140H41L40 136H43L44 134H48V131H49V126L50 128L53 130V131H56L58 132V126H59V121L62 119L63 122H64V126H67V120H65L66 118L63 116H55L59 119L53 121V118L52 116H54ZM78 115V114H77ZM147 116V115H146ZM78 117V116H77ZM78 117V118H79ZM79 118V119H80ZM95 118L97 119L98 118V121H96L97 123L94 125V121H95ZM139 118H142V116H140ZM138 121V120H137ZM133 122H136V121H133ZM139 122V121H138ZM140 123V122H139ZM51 124V125H50ZM104 124V125H103ZM137 125V123H135ZM141 124V123H140ZM107 126V125H106ZM163 126V125H161ZM167 126V125H166ZM92 127V128H91ZM95 127V128H94ZM142 127V125H141ZM104 128V127H103ZM109 128V127H108ZM143 129V128H142ZM160 129V128H159ZM36 131V133H35ZM67 131V133H71L72 131L71 130H65ZM109 131V130H108ZM110 132V131H109ZM33 133L35 135H33ZM113 134V133H112ZM80 135V134H79ZM143 135V134H142ZM73 140H75V146L74 148L72 149V155H71V161L69 163V166L68 167H71L70 170L68 171L67 174H62L60 173L59 171H55L56 174H58L59 176L61 177H66L67 179L73 177V176H78L82 173L80 172H83L82 175H84V172H90L91 174H95L97 175L101 168L103 167V165H99V164H95V168H96V171L94 172L92 167H88L87 165H85V157H86V154L88 152V149H90L91 145H92V142L91 141H88L87 139L89 138L88 136H86L84 139H83V143L80 142L78 140V138L80 136H75L74 134L71 135ZM127 136V134H126ZM128 139V137H126ZM141 138V137H139ZM144 138V137H142ZM118 138H110L106 143L105 145L107 146V148L109 149L111 147V145L117 140ZM145 139V138H144ZM126 140V139H125ZM141 140V139H140ZM130 141V140H129ZM136 141V140H135ZM143 141V140H142ZM147 141V140H146ZM145 143V142H144ZM149 143V142H148ZM26 144V145H25ZM93 145H92V148H93ZM128 145V144H127ZM145 145V144H144ZM17 146V147H16ZM134 148V147H133ZM40 150V151H41ZM130 150V149H129ZM126 152V151H125ZM133 152V150H132ZM128 155H132V153L129 151L128 154H126L125 156V160L128 159ZM0 156H2V154H0ZM129 160V159H128ZM125 162V161H124ZM127 162V161H126ZM129 164H131V160L128 161ZM125 165V164H124ZM128 165L124 166L125 168L127 167ZM131 166V165H129ZM63 167V166H62ZM79 167V169H78ZM131 168V167H130ZM135 168V167H134ZM127 170V169H126ZM93 172V173H92ZM128 172H132L130 170H128ZM102 173V172H101ZM100 173V175H101ZM134 173V172H133ZM137 174V172H136ZM134 175V174H133ZM26 177H27V182L28 183H32L34 182L35 180H37V176L36 175H33L31 173L29 174H26ZM3 183L4 181L2 182V179L0 178V191H3L4 192V187H3ZM76 183H79V182H76ZM7 185V184H6ZM8 187V186H7ZM129 190H132V189H129ZM135 190V189H134ZM6 192V191H5ZM131 192V191H130ZM129 192V193H130ZM133 192V191H132ZM8 193V191H7ZM10 193V192H9ZM71 194V198L69 199L68 201V204L71 206L72 204L75 203V205L77 204L79 206V210L81 209L82 207V195L79 194L77 192V189H73V191L70 192ZM125 197H126V194H127V191L125 190ZM8 195V194H7ZM6 195V196H7ZM9 196V195H8ZM127 196H129V194H127ZM8 198V197H7ZM10 203L8 205V208H7V212H8V215L12 218L13 222L16 224V228L18 229L17 233L19 232L21 235H23V228H25L24 230L27 231L26 229H29L30 231L28 232L29 235H27V238H32L33 241H36V243H40L43 248H46L50 245V243L52 242V240L57 237L58 235H63V232L64 230L69 227V229L71 230L72 229V225H69L68 222H67V218L68 217H77L78 214H79V211L77 210H74V209H68V204L65 202V201H62V202H59V203H56L55 202V207H53L49 202H42V205L41 204H38V206H42V211L41 213L38 215L39 217L40 216H44V217H49L51 218V223L54 222V226L52 224L53 227H50V228H46L47 229V232H42L41 230L37 229V228H34L32 227V221H30L29 223V227H27V225H25L24 221H26L25 219L27 218L28 216V213L31 212V208H32V204L33 203H24L18 196L16 195H12L10 196ZM6 200V199H4ZM9 200V198H8ZM37 200L39 201V198H37ZM52 199H48V201H51ZM6 202V201H5ZM8 202V201H7ZM81 204V205H80ZM7 205V204H6ZM74 206V205H73ZM118 209V205L115 204L114 208L111 210V215H114L115 216V219L121 224L123 223L124 225V228L125 230L127 231V235H128V240H129V243L131 241H133L135 239V234H134V230L130 229L131 227V224L129 225L128 228H126L127 224H128V221L132 218L130 217L129 215H126L123 213V210H117ZM81 212V210H80ZM34 214H36L35 212H32ZM10 218V219H11ZM134 218V217H133ZM74 219V218H73ZM112 221L111 218H109ZM135 219V218H134ZM108 220V219H107ZM109 220V221H110ZM81 221V220H80ZM138 221V220H137ZM137 221H136V224H137ZM130 222V221H129ZM135 223V221H134ZM45 224V223H44ZM139 224V223H138ZM58 225V227L56 226ZM111 225V223H110ZM117 225V224H116ZM183 225V223H182ZM181 225V226H182ZM190 225V224H189ZM14 226V227H15ZM178 226V225H177ZM192 226V225H191ZM113 227V226H111ZM45 228V227H44ZM102 228V226H101ZM104 228V227H103ZM186 228V226H185ZM79 229H80V226L76 225L75 227H73V230L71 231V234L69 235L68 232H64V236H65V239L66 241H68V243H73L74 245L76 244V242L78 243V232H79ZM105 229V228H104ZM184 229V228H182ZM190 229V228H188ZM111 230V229H110ZM115 230V229H114ZM193 231V230H192ZM109 233V232H108ZM106 234V233H105ZM191 234V233H190ZM185 235V234H184ZM108 236V234H107ZM110 237V236H109ZM116 237V236H115ZM26 238V239H27ZM28 238V239H29ZM108 238V237H107ZM27 239V240H28ZM25 240V239H24ZM5 241V240H4ZM3 240H0V253L2 252V249H3V243H4ZM23 241V240H22ZM31 240H29L30 242ZM28 242V243H29ZM24 243V242H23ZM11 244V243H10ZM9 244V246H10ZM30 244V243H29ZM79 244V243H78ZM35 245V244H34ZM29 246V245H28ZM37 246V245H35ZM78 246V245H77ZM18 247V246H17ZM11 248H14L13 246ZM10 248V249H11ZM5 249V248H4ZM260 249H261V254L264 256V249L260 246ZM13 250V249H12ZM11 250V251H12ZM5 254V253H4ZM51 256H54L53 254H50V257ZM8 257V256H7ZM7 257H5L4 259H6ZM55 258V256L53 257ZM54 260V259H53ZM52 260V261H53ZM51 261V263H52ZM211 261V260H209ZM208 261V262H209ZM216 261V260H215ZM56 264V262L54 261L53 264ZM185 264V263H184ZM207 264V263H206Z\"/></svg>",
	"mask_w": 264,
	"mask_h": 264
},
{
	"label": "water",
	"instance_id": "4",
	"mask_svg": "<svg viewBox=\"0 0 264 264\" xmlns=\"http://www.w3.org/2000/svg\"><path fill=\"white\" fill-rule=\"evenodd\" d=\"M125 149L120 142H115L107 151L105 155L104 166L102 177L98 179L100 181V191L106 196L112 197L119 196L124 191V179L120 175V167L124 157Z\"/></svg>",
	"mask_w": 264,
	"mask_h": 264
},
{
	"label": "clouds",
	"instance_id": "5",
	"mask_svg": "<svg viewBox=\"0 0 264 264\" xmlns=\"http://www.w3.org/2000/svg\"><path fill=\"white\" fill-rule=\"evenodd\" d=\"M249 4H251V0H249ZM227 35L229 36V38L235 36V30H233V31L231 32V34H228V33H227ZM165 196H166V194H165L164 192L161 191V193H160V200L162 201L163 204L167 203V200H164V199H163ZM153 203H155V198H154V200H153ZM95 210L99 211L100 208H97V209H95ZM161 210H162V208H161L159 211H161ZM156 211H157V210H156ZM198 258H199V264H206V261L203 260L202 255H201L200 257H198Z\"/></svg>",
	"mask_w": 264,
	"mask_h": 264
}]
</instances>
